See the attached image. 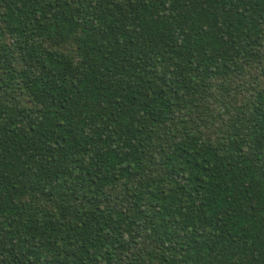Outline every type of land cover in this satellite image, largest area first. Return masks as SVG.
I'll return each mask as SVG.
<instances>
[{
  "label": "trees",
  "instance_id": "16d2710c",
  "mask_svg": "<svg viewBox=\"0 0 264 264\" xmlns=\"http://www.w3.org/2000/svg\"><path fill=\"white\" fill-rule=\"evenodd\" d=\"M0 264H264V0H0Z\"/></svg>",
  "mask_w": 264,
  "mask_h": 264
}]
</instances>
